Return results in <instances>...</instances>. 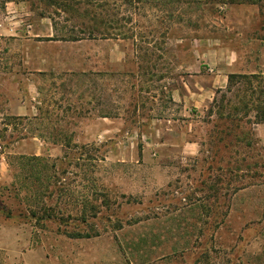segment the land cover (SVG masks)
<instances>
[{
    "label": "rangeland",
    "instance_id": "rangeland-1",
    "mask_svg": "<svg viewBox=\"0 0 264 264\" xmlns=\"http://www.w3.org/2000/svg\"><path fill=\"white\" fill-rule=\"evenodd\" d=\"M9 1L0 0V23L12 20ZM12 1L20 4V25L51 16L61 35L63 25L81 22L77 13L66 21L70 14L53 0ZM97 1L131 36L119 41L129 70L80 72L72 47L61 48L69 44L42 43V50L67 49V58L59 70L41 73L35 114L9 112L29 102L31 75L23 68L10 73L24 53L9 54L0 40V264H264V143L252 123L255 111L241 122L252 146H226L213 142L217 116L205 108L187 118L170 98L171 87L188 78L171 67L193 61L197 39L231 34L228 4L252 3L187 0L174 10L155 0ZM258 5L253 31L264 26V0ZM240 11L232 26L243 31V14L250 12ZM245 88L246 80L235 78L212 105L217 110ZM165 116L179 120L172 126ZM187 141L199 143V154L182 152ZM20 155L54 164L60 181L49 183L44 202L35 175L30 199L17 194L24 180ZM85 200L99 207L96 215L83 216Z\"/></svg>",
    "mask_w": 264,
    "mask_h": 264
},
{
    "label": "crops",
    "instance_id": "crops-1",
    "mask_svg": "<svg viewBox=\"0 0 264 264\" xmlns=\"http://www.w3.org/2000/svg\"><path fill=\"white\" fill-rule=\"evenodd\" d=\"M9 2L14 4L13 8L15 10L9 14V17L12 18L11 21L0 23V40H6L7 46L5 50L9 54L13 55L21 50L24 53L22 62H11L10 73L19 75L21 68H23L31 75L28 84L29 102L21 100L17 105H11L9 108L10 114L15 116L35 114L36 109L39 108L37 105L39 101L36 100L39 98L38 84L42 79L41 73L59 70V61L62 60L63 64V60L67 58L65 57L67 49L42 50V43L58 47L61 46L60 44H69L61 48H65V46L72 47L71 56L75 60L74 62H78L75 65L76 68L81 64V67L76 69L80 72L89 71L91 68H95L99 73L126 72L129 70L128 65L122 64L126 52L121 49L119 43L120 40L124 41L126 38L61 39L60 35L57 36L54 19L51 16L42 15L39 20L29 21L26 22V25H20L18 17L20 15V4L12 0ZM227 7L226 19L228 28L226 30H230L231 34H226L225 38L221 37L220 39H197L190 49L194 58L193 61L171 67L173 71H182L181 76L184 77L185 75L188 77L187 79H181L182 85H175L170 89L171 100L183 105L184 110L182 111H184L183 114L187 118L192 116L193 109H199L200 111L205 108L210 110L211 117H216V106L212 104L217 100L219 93L228 91L232 87L231 75H264V26H258L254 31L251 29L253 20L261 18V10L258 3H252L250 6L243 3L239 5L228 4ZM236 8H240L242 13L244 11L250 12L249 14H243L242 23L245 24L243 31L239 26H232V23H239V17L235 16L234 13ZM26 14H30V11ZM234 19L236 20L235 22ZM253 32L258 33L254 36ZM21 42L22 45H20ZM33 43L36 45L30 47V44ZM85 60H88L87 66H89V69L86 68ZM89 61L94 63H89ZM99 65L102 66V69H99ZM162 79L166 80L167 77L163 76ZM251 116L255 119V113ZM102 118L110 117L104 115ZM163 119L172 126L179 120L173 116H165ZM254 124H256L254 129L257 136H259V140L264 143V122ZM200 149L199 143L194 141H187L182 145V152L188 157L196 156L199 154Z\"/></svg>",
    "mask_w": 264,
    "mask_h": 264
},
{
    "label": "trees",
    "instance_id": "trees-1",
    "mask_svg": "<svg viewBox=\"0 0 264 264\" xmlns=\"http://www.w3.org/2000/svg\"><path fill=\"white\" fill-rule=\"evenodd\" d=\"M129 1V0H125ZM158 3H161L163 6H173L176 5V9L179 8V4L186 2L187 0H155ZM53 5L56 6L58 11H62L65 14H70L68 17H65V20L68 21L73 19V14L77 13L78 18H81V22L73 24L70 27L68 25H63L62 30L65 29L66 34H61V39H71L77 40L82 38H97V37H122L129 38L126 33L122 32L123 25L119 23H114V21L105 15L104 9H101L102 4H99L97 0H53ZM237 2H249V3H260L261 0H238ZM97 3V4H96ZM174 7V6H173ZM181 8V7H180ZM180 10V9H179ZM55 29L58 32V26L54 20ZM119 30L120 32H115ZM69 33V34H67ZM84 35H86L84 37ZM58 36V33H57ZM262 75H231V84L235 78L245 79L246 88L240 89L235 95V100L232 101L228 99L225 101V104L217 105V123L214 132L218 133L217 140L213 141L215 144L225 142L226 146L230 145L232 142L236 144H244L245 147L249 148L252 146V142L248 140V133L242 130L241 122L243 117H247V114L252 110L255 111V119L252 123L264 122V86H261L260 83ZM264 78V77H263ZM261 88L257 94L258 88ZM231 91V87L228 89ZM242 114V115H241ZM15 120L23 121L24 118L13 117ZM220 121V124L219 122ZM16 124V123H15ZM221 125V126H219ZM232 137L234 141H231ZM22 170L24 172V180L19 182L17 187V194H23L26 200H29L31 197L29 180L34 177L38 180V183L41 186L42 192V202L45 201V192H48L49 183H55L60 181L59 176L52 175V168L54 164L50 163L49 158L39 157L36 155L27 156L20 155L18 157ZM245 161V157L243 158ZM258 163H248L246 165L247 169L254 167ZM39 168L38 171L35 172ZM36 173V174H35ZM16 177V176H15ZM86 204H83L82 214L83 216H88L91 214L96 215L97 207L88 201H84ZM31 212V211H30Z\"/></svg>",
    "mask_w": 264,
    "mask_h": 264
}]
</instances>
